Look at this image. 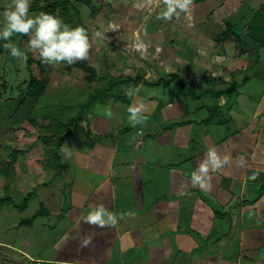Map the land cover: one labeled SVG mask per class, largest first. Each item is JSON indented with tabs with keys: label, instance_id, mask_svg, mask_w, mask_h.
<instances>
[{
	"label": "crops",
	"instance_id": "0c3cea01",
	"mask_svg": "<svg viewBox=\"0 0 264 264\" xmlns=\"http://www.w3.org/2000/svg\"><path fill=\"white\" fill-rule=\"evenodd\" d=\"M230 1L220 0L218 6L231 12ZM250 1L256 10L252 17L240 12V21L233 12L228 21H244L251 43H235L234 59L227 48L234 42L221 44L215 59L223 56L227 62L207 68L212 78L193 81L211 92L226 91L221 96L204 95L206 103L194 107L200 96L189 92L178 99L138 95L136 102L146 105L148 120L136 128L128 120L133 101L123 96L126 100L97 103L71 128L63 143L71 148V157L61 152L63 144L56 149L40 140L37 158L31 159V149H20L18 172L11 168L9 175L28 188L16 192L18 196L10 193L8 204L22 197L17 210L24 215L31 202L38 208L14 226H32L40 216H54L50 230L56 231V254L32 257L17 246L6 244L8 248L37 264H264V90L253 99H243L238 90L249 79L241 76L254 49L263 47L252 41L251 33L253 24L264 30V0ZM108 107L110 119L105 117ZM45 130L43 135H49ZM212 147L233 163L211 173L210 190L193 187L191 172ZM240 156L246 161L243 167L235 162ZM101 197L108 210H131L135 216L120 220L116 228L83 221L76 227L77 216ZM34 215L32 223L26 221ZM65 234L69 239L59 244ZM88 235L92 242L81 247V237Z\"/></svg>",
	"mask_w": 264,
	"mask_h": 264
},
{
	"label": "rangeland",
	"instance_id": "374dc122",
	"mask_svg": "<svg viewBox=\"0 0 264 264\" xmlns=\"http://www.w3.org/2000/svg\"><path fill=\"white\" fill-rule=\"evenodd\" d=\"M54 1L31 0L30 15L39 14ZM69 1L76 6L79 17L72 16L65 19L60 13L58 17L66 24L74 19L72 27L78 25L84 27L88 30L90 37L97 31L105 34L102 40H92V48L87 60L98 74L120 77L124 80L127 78L137 80L128 85L142 86L139 96L145 98L159 96L178 99L192 90L198 97L200 96V100L192 102L194 107L206 103L204 102L206 96L202 94L208 86L197 87L198 89L188 86L186 89H181L177 82L169 87H156L144 85V81L153 82L159 78H169L172 74H179L183 82L199 81L205 76L212 78L207 68L213 69L214 64L227 62L223 56H217L215 59L217 48L221 45L217 44L216 37L226 28V21L232 18L231 13L238 12L234 19L241 21L240 12L252 17L253 10L254 14L256 11L250 0L230 1L231 12L230 9L218 6L220 0L204 2L194 0L189 16L182 14L179 20L174 18L172 21H163L157 19L159 7L140 9L136 7L137 0H90L89 6L82 0ZM10 3L11 0H0V26L3 25V12ZM35 3L37 7L32 10ZM110 24L119 25L120 28L116 31H108ZM190 24L194 26L189 27ZM234 31L239 35L243 45L251 43L247 38L249 32L245 30L244 21L235 23ZM12 39L13 43L19 47L22 35H15ZM26 39L29 41L30 37L26 36ZM136 42H142L145 45L143 52L135 50ZM235 45V42L234 45L227 44L233 59ZM198 49L202 50L203 54ZM250 57L251 65L247 71L243 72L244 76H241V78L249 77V79L238 89L243 99L246 96L253 99L260 96L264 90V47L254 49ZM31 58L35 61L39 60L38 53L33 51ZM66 65H49L52 68L50 73L41 72L35 64L31 66L34 74L44 77L48 82L44 96L34 108V115L40 118H75L80 114L82 106L91 101V96H95L98 90L106 93L102 100L112 103L113 95H117L118 88L110 89L112 96L108 95L110 91L108 88L112 83L110 78L91 84L87 82L88 73L77 68L69 72ZM26 67V62L6 55L0 56V170L4 169V165L12 157H15L12 168L18 172V155H14L13 152H21L20 149H27L28 152L31 149V159L42 154L39 137L46 133L45 128L48 122L38 119L35 127L23 123L13 129L8 122L9 115L17 106L13 98L17 99L22 89H25V84L22 82L29 77ZM207 100L216 104V99L212 97H208ZM25 160L27 162L29 159ZM27 188L28 186L25 187L23 182H17L13 176L3 175L0 172V198L10 196V193L18 196L16 192H23ZM20 199L22 197H17L14 204H0V264L38 263L22 252H18L17 249L8 248L6 244L17 246L27 251L32 257L52 258L56 254L52 247L54 243L52 236L56 234V231L50 230L55 222L54 216L44 218L40 216L32 226L18 224L14 226L21 217H30V214L38 208L35 202H31L25 216L21 209L17 210L22 203L18 202ZM9 209H12L10 213H8ZM23 241H27L28 245L21 246Z\"/></svg>",
	"mask_w": 264,
	"mask_h": 264
},
{
	"label": "clouds",
	"instance_id": "9594fccd",
	"mask_svg": "<svg viewBox=\"0 0 264 264\" xmlns=\"http://www.w3.org/2000/svg\"><path fill=\"white\" fill-rule=\"evenodd\" d=\"M194 5V0H137L136 7L140 9L159 7L160 12L157 19L172 21L174 18L179 20L181 15L189 16ZM31 0H11V3L3 12V25L0 26V41H4L2 47L14 58L27 62V55L12 42L15 35L29 36V48L39 53L42 63L48 65L67 64L75 65L89 59L93 39H104L105 34L97 31L91 37L87 29L82 26L72 27L66 24L60 17L41 11L39 14L30 15ZM194 25H189L192 27ZM119 25L110 24L108 31H116ZM136 51L143 52L145 45L136 42ZM201 51L202 50H199ZM203 54V52H202ZM123 94L133 103L127 109L128 120L131 127L145 125L148 120L147 107L142 102H136L142 90L140 85L121 86ZM112 111L108 107L105 109V117L111 118ZM61 152L66 157H71V148L63 144ZM236 165L243 167L246 163L243 156L236 158ZM233 160L229 155H221L216 147L209 148L204 155V159L198 163L190 175V183L193 187L210 190L212 188L213 172H218L225 166L232 165ZM255 176L250 179H255ZM100 198L99 203L89 205L86 212H81L76 218V227L80 221L99 228H116L119 221L126 217H134L135 212L124 210L117 214L115 211L107 209ZM69 239L65 234L60 243H66ZM91 235L81 237V247H87L92 242ZM59 264V262H55Z\"/></svg>",
	"mask_w": 264,
	"mask_h": 264
},
{
	"label": "trees",
	"instance_id": "16d2710c",
	"mask_svg": "<svg viewBox=\"0 0 264 264\" xmlns=\"http://www.w3.org/2000/svg\"><path fill=\"white\" fill-rule=\"evenodd\" d=\"M83 3H85L87 6L90 5V0H82ZM206 0H196V2H204ZM37 7V3L33 4L32 10ZM42 11L53 14L55 16H58L60 13L62 17L66 19V17L71 18L72 16L79 17L78 16V11L76 9V6L71 3L69 0H55L51 4L47 5ZM264 11V10H263ZM262 11V13H264ZM261 14V11H260ZM69 24L72 26L74 25V19H71L69 21ZM252 28L254 29V33H251V38L252 41L255 43H259L261 46L264 47V30H257L254 27V24L252 25ZM235 24L232 22L227 21L226 22V28L221 32L219 36L216 37V42L217 44H222L225 42H235L238 44V46L243 45V42L239 38V35L235 33ZM13 42V39H12ZM28 40L26 39V36H22V39L19 41V48L21 51H23L28 59H27V70H28V79L22 82L25 84V89H22V92L19 94L17 99H14V102H17V106L15 107L14 111L9 115L8 117V122L11 125V129L16 127L17 125L23 124V123H28L32 127L37 126V120L40 119V117H37L34 115V108L38 101L41 99V97L44 96L47 87H48V82L47 80L40 76L34 74L31 70L32 65H36L39 70L43 73H50L52 71V68L48 64H44L41 62L40 57L39 60L35 61L34 59L31 58V53L33 52L29 46H28ZM4 41H0V56H9V53L2 47ZM38 53V52H37ZM39 55V53H38ZM74 68L80 69L89 75L87 76V82L89 83H94L98 81H102L110 78L112 83L110 84V87L108 90H114V88H118L117 95H113V100L112 102L118 101V100H126V97L123 94V91L121 89V86H127L129 83H133L134 81L137 82V80H132L131 78H127L126 80L120 78V77H109L106 75H100L97 73L96 69L89 65L87 61L84 62H78L75 65H66L67 71L71 72ZM206 78V77H205ZM207 79H210V77H207ZM178 83L181 89H186V87L190 86L192 88H197V85L192 82H183L181 80V76L179 74H172L169 76V78H159L156 81L149 82V81H144V85L148 86H164V87H169L173 83ZM4 84V83H3ZM4 87V85H3ZM108 92V95L111 94L112 91ZM24 91V92H23ZM97 91V90H96ZM226 91L220 90L218 92H214L211 90H205L202 95H207L210 93H214L215 96H221L224 94ZM236 90H234V93ZM97 94L95 96H91V101H89L87 104L82 106L81 112L78 116L75 118H70V119H65V118H57V117H43L41 118L44 121H48V125L46 127L47 131L50 133L49 135H42L39 137V140L45 144H54L56 149L59 148L67 139L71 128L80 123L84 117L90 112L92 107L96 105L97 103H102V104H108L110 101L107 100H102L104 98V95L106 93L98 90L96 92ZM189 94L192 97H196L197 95L192 92V90L189 91ZM107 95V96H108ZM103 96V97H102ZM112 96V95H110ZM85 111H88L85 113ZM62 134V136L57 137V135ZM14 155H17V152H13ZM15 161V157H12L10 161H8L4 165V169L0 170V172L3 175H9V171L12 168L13 164ZM11 201V198L9 196L0 198V204L4 205L8 202ZM37 215H34L31 219H28L26 221H29L32 223V221L36 218Z\"/></svg>",
	"mask_w": 264,
	"mask_h": 264
}]
</instances>
